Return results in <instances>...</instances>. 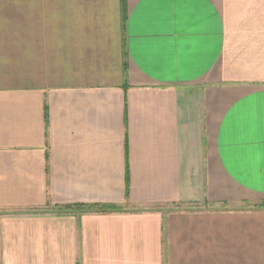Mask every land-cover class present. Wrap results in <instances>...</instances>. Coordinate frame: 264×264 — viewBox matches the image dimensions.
<instances>
[{
  "label": "crops",
  "instance_id": "obj_1",
  "mask_svg": "<svg viewBox=\"0 0 264 264\" xmlns=\"http://www.w3.org/2000/svg\"><path fill=\"white\" fill-rule=\"evenodd\" d=\"M0 264H264V0H0Z\"/></svg>",
  "mask_w": 264,
  "mask_h": 264
},
{
  "label": "trees",
  "instance_id": "obj_2",
  "mask_svg": "<svg viewBox=\"0 0 264 264\" xmlns=\"http://www.w3.org/2000/svg\"><path fill=\"white\" fill-rule=\"evenodd\" d=\"M45 118L47 119V114H45ZM125 184H126V193L128 191V173H127V167L125 170ZM80 211L85 212H97V213H103L108 211H119V208L116 206L111 205H90V206H78ZM52 211L56 213H70L73 211L72 206H59L51 209Z\"/></svg>",
  "mask_w": 264,
  "mask_h": 264
}]
</instances>
